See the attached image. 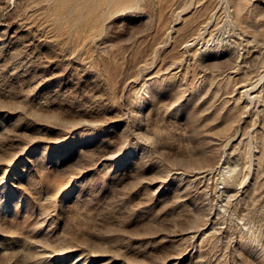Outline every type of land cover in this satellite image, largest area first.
<instances>
[{
	"label": "rangeland",
	"instance_id": "obj_1",
	"mask_svg": "<svg viewBox=\"0 0 264 264\" xmlns=\"http://www.w3.org/2000/svg\"><path fill=\"white\" fill-rule=\"evenodd\" d=\"M0 264H264V0H0Z\"/></svg>",
	"mask_w": 264,
	"mask_h": 264
}]
</instances>
